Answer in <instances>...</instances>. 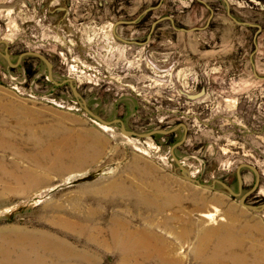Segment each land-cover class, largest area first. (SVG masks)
Returning a JSON list of instances; mask_svg holds the SVG:
<instances>
[{"label":"rangeland","instance_id":"374dc122","mask_svg":"<svg viewBox=\"0 0 264 264\" xmlns=\"http://www.w3.org/2000/svg\"><path fill=\"white\" fill-rule=\"evenodd\" d=\"M105 7H122L130 19L138 13L140 29L122 28L138 43L117 46L116 16L106 21ZM60 18L71 26L59 27ZM3 39L13 63L25 51L43 53L55 80L73 78L93 112L122 119L127 130L185 123L174 152L203 183L219 179L237 191V167L255 165L259 183L246 200L264 202V0H0ZM23 62L12 68L0 55V248L19 239L79 247L89 237L82 229L99 227L80 251L84 262L72 264H124L97 244L127 223L162 235L182 264H264V209L246 208L219 183L203 188L182 176L171 148L183 127L127 136L120 123L91 117L68 84L55 85L43 61ZM241 175L244 194L256 176L247 167ZM145 201L164 207L144 210ZM229 231L250 240L215 251ZM118 242L131 246L129 237Z\"/></svg>","mask_w":264,"mask_h":264},{"label":"bare ground","instance_id":"6f19581e","mask_svg":"<svg viewBox=\"0 0 264 264\" xmlns=\"http://www.w3.org/2000/svg\"><path fill=\"white\" fill-rule=\"evenodd\" d=\"M19 129L23 130V120H18ZM5 139V134H0V148H3V140ZM140 194V193H139ZM146 205L143 207L144 210H162L163 205L158 203L155 204L151 201H145ZM211 220H214V215L209 214ZM118 223V222H117ZM130 223V222H129ZM92 225V224H91ZM98 226V225H97ZM121 226V225H120ZM159 226V225H158ZM72 227V226H71ZM82 227V226H81ZM118 227V225H117ZM116 226H111L109 229L110 241L100 240L98 242V247L112 249L119 252L120 261L124 264H141L142 262L148 263L153 262L157 264H182L183 256L180 255L175 247L166 240L162 235H158L152 230L132 228V226L124 223L123 226L117 228ZM83 231H88L89 237L85 239L82 244L81 241L79 247L72 245L71 243L64 240H51V239H38L44 241V243L37 242H27L26 240H17L12 248L11 246L0 248V264H72L74 260H83L80 251H88L89 246L86 244L88 242H94V238L98 237L101 233L99 227H91L88 229H82ZM245 231V230H244ZM82 234V233H81ZM228 234L231 235L229 239L217 238L214 249L215 251H222L224 248H231L234 246H242L244 240L250 237L241 238L239 234L234 231H229ZM243 234V233H242ZM22 235V233H21ZM50 235V234H49ZM227 235V234H226ZM27 236V235H26ZM30 237V236H29ZM28 237V239H29ZM130 238V245L125 246L119 244L118 241ZM209 239V238H208ZM240 239V240H238ZM127 244V243H126ZM81 247V248H80ZM264 249L263 246L259 247ZM23 249V250H19ZM50 249L53 256H47L48 254H43L44 250ZM250 251L257 250L256 247L251 246ZM214 252V251H213ZM91 263L94 262L91 258L85 259ZM214 257L209 258V262L213 263Z\"/></svg>","mask_w":264,"mask_h":264},{"label":"water","instance_id":"95a60500","mask_svg":"<svg viewBox=\"0 0 264 264\" xmlns=\"http://www.w3.org/2000/svg\"><path fill=\"white\" fill-rule=\"evenodd\" d=\"M0 43H4L5 44V52L2 53V55L5 57V59L7 60L8 64L11 67H15L19 64V62L21 61V58L24 55H31L34 57H37L39 60L43 61L47 68H48V78L55 84V85H62L64 83H68L69 86L72 89V92L74 94V96L80 101L83 109L94 119H96L97 121H99L100 123L108 126L114 123H120V128L122 133H124L127 136H138V137H151L156 133H170L173 132L175 129H177L178 127H183L184 128V134L182 136V138L173 144L172 148H171V154L173 159L175 160L176 164L178 165V168L181 170L182 176L186 179L189 180L191 182L196 183L198 186L203 187V188H209V189H214L215 188V184L219 183L220 185H222L225 189L228 190V192L233 195V196H240L239 202L241 205L245 206L246 208H249L251 210H255V211H261L264 209V202L259 204V205H254V204H249L247 203V197L257 188L258 183H259V171L257 169V167L253 164L250 163H241L238 167H237V179H238V184H239V188L238 191H234L227 183H225L222 180L219 179H215L212 181L211 184H207V183H203L201 182L199 179L194 178L191 174V172L189 171L188 168H186L181 161L179 160V158L175 155L174 149L177 146H180L187 138V127L185 125V123H179L177 126H175L172 129H153L151 131L148 132H144V133H140L134 130H127L125 128V125L122 121V119L120 118H114L112 120H106L103 117L97 115L95 112H93L87 105V102L85 100V98L82 96V94L77 90V87L74 84V79L73 78H65L62 81H57L54 79L53 77V63L49 60V58L44 55L43 53L37 52V51H25L23 53H21L18 57L17 62L13 63L10 59V54L8 53V42L7 40H0ZM1 53V52H0ZM243 167H247L251 170H253L255 172V176H256V180L255 183L253 185V187L248 190L247 192H245L244 194H241L242 191V175H241V169Z\"/></svg>","mask_w":264,"mask_h":264},{"label":"crops","instance_id":"0c3cea01","mask_svg":"<svg viewBox=\"0 0 264 264\" xmlns=\"http://www.w3.org/2000/svg\"><path fill=\"white\" fill-rule=\"evenodd\" d=\"M59 9H61V13L63 14V16H65L67 14V12H68L66 8H59ZM101 10L104 12L106 21H108V17L109 16L110 17H112V15H115L116 16L115 19H112L114 23H113V26H112L111 30H112L113 36H115V38L118 41L117 42V46H119V45L121 46V44H123L125 42L123 39H121L124 36V31L122 30V28L124 27V25L122 24L121 20L118 19L119 15L115 14L114 13V10H121L122 11V10H124V8H122V7H120V8H107V7H105V8H102ZM59 12H60V10H59ZM66 23H67V19H64V18L61 19L60 18L58 20L59 27L60 26H66V25L71 26V21L70 20H69V23L68 24H66ZM119 39L123 40V42L120 41ZM135 43H138V42L134 41V44ZM97 147H98V149H100L101 148V144L97 145ZM133 159H134V162L130 163V170H132L133 168L135 170L137 168L136 165H137L138 158L136 157V158H133Z\"/></svg>","mask_w":264,"mask_h":264},{"label":"flooded vegetation","instance_id":"af4514ba","mask_svg":"<svg viewBox=\"0 0 264 264\" xmlns=\"http://www.w3.org/2000/svg\"><path fill=\"white\" fill-rule=\"evenodd\" d=\"M114 13L115 14H117V15H119V17H118V19L119 20H121V22H122V24L124 25V27L125 28H129V25L132 23V25L134 26V25H137L136 23H139V18H138V13H137V16L135 17V18H132V19H130V18H128L127 17V15H129L128 14V12H126L125 10H114ZM124 16H126L127 18H123ZM121 17V18H120ZM135 28H137V29H140V27L137 25V26H135ZM121 39H123L125 42L124 43H133L134 44V41H133V39H131L130 37H128L127 35H125V36H123ZM121 39H119L120 41H122L123 42V40H121ZM1 52V51H0ZM5 52V48H4V51L3 52H1L0 53V55H2V53H4ZM9 53V52H8ZM26 55H24L23 57H25ZM29 56H31V55H29ZM2 57H4L3 55H2ZM12 57V56H11ZM18 57H19V55H18ZM18 57H16L15 58V61H14V63L15 62H17V60H18ZM23 57L21 58V61L19 62V64L17 65V66H15V67H12V68H17V67H19V66H24V62L22 63V59H23ZM4 59H5V57H4ZM7 61V60H6ZM24 61V60H23ZM8 63V62H7ZM9 65V64H8ZM10 66V65H9ZM11 67V66H10ZM24 70H26V69H24ZM65 84H68V83H64V84H62V85H65ZM69 85V84H68ZM59 86H61V85H59ZM238 188H239V184H238V187H237V191H238Z\"/></svg>","mask_w":264,"mask_h":264},{"label":"built area","instance_id":"2783aa9c","mask_svg":"<svg viewBox=\"0 0 264 264\" xmlns=\"http://www.w3.org/2000/svg\"><path fill=\"white\" fill-rule=\"evenodd\" d=\"M95 84H98V83H95ZM55 103L56 102H58V104L60 105V106H64V100H62V99H60V100H58V101H56V99H52Z\"/></svg>","mask_w":264,"mask_h":264}]
</instances>
